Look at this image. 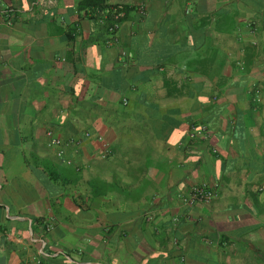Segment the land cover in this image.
<instances>
[{
  "label": "crops",
  "instance_id": "crops-1",
  "mask_svg": "<svg viewBox=\"0 0 264 264\" xmlns=\"http://www.w3.org/2000/svg\"><path fill=\"white\" fill-rule=\"evenodd\" d=\"M81 1L0 0V264H264V0Z\"/></svg>",
  "mask_w": 264,
  "mask_h": 264
},
{
  "label": "built area",
  "instance_id": "built-area-1",
  "mask_svg": "<svg viewBox=\"0 0 264 264\" xmlns=\"http://www.w3.org/2000/svg\"><path fill=\"white\" fill-rule=\"evenodd\" d=\"M125 16L126 13L123 10H119V11L117 10L115 16L116 17L115 22L109 29L110 35L112 36L110 40L111 43L117 41V32L119 31L120 23L125 18ZM193 130L199 133H205L208 131V128L207 126L203 125L200 128L194 127ZM50 135L52 136V133H50ZM51 145L61 148L60 155L64 154V149H63L64 143L61 139L52 137ZM215 195H216V191L213 186H211L208 183H202L192 186L189 193L187 195H180L179 199L181 200V203L184 207H193L198 204L209 203L215 197ZM173 223L175 226L178 225L179 218L175 217L173 219ZM32 264H44V262L42 261L41 258H38L35 261H33Z\"/></svg>",
  "mask_w": 264,
  "mask_h": 264
},
{
  "label": "trees",
  "instance_id": "trees-1",
  "mask_svg": "<svg viewBox=\"0 0 264 264\" xmlns=\"http://www.w3.org/2000/svg\"><path fill=\"white\" fill-rule=\"evenodd\" d=\"M117 10H123L127 13L126 7L112 6L110 5V0H82L79 5V11L91 15L94 19L100 21L107 34H110L109 29L115 22ZM0 16L4 19H9L11 15L9 12L1 10ZM207 125V123H204V126ZM194 127H197V125L193 126L192 130Z\"/></svg>",
  "mask_w": 264,
  "mask_h": 264
}]
</instances>
